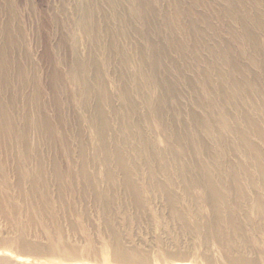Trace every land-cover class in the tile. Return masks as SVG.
<instances>
[{"label":"bare ground","instance_id":"6f19581e","mask_svg":"<svg viewBox=\"0 0 264 264\" xmlns=\"http://www.w3.org/2000/svg\"><path fill=\"white\" fill-rule=\"evenodd\" d=\"M102 1L112 10L113 18L123 23L137 18L134 10L137 1L146 3V9L157 7L161 27L170 29L172 34L180 33L177 31L183 26L182 8L178 0H166V4L163 0H124L127 10L120 14L112 4L114 0ZM76 5V9L82 12L83 26L93 30L92 5ZM223 6L224 15L231 21L240 22L242 26V34L235 32L233 37L245 41L244 51L250 52V61L258 63V57L264 51L263 4L260 0H231L230 4ZM191 17L190 30L193 35L188 39L182 33L179 40L175 37L176 42L169 36L171 45L180 53L188 49L194 52L201 46L217 61L216 66L225 64V58L221 59L220 55L227 52L224 49L218 51L210 44L212 25L202 27L195 15L191 14ZM129 26L132 32L143 37L142 31L136 29L134 23ZM111 34L115 41L103 48L107 52L118 45L117 38L123 39L125 44L124 38L128 36L122 26L112 30ZM92 38L95 40L94 35ZM124 46L119 45L117 47L120 48H113V51L120 55V63L134 68L124 77L131 93L130 89L119 87L120 106L113 107L111 111L108 106L112 104V94L102 82L95 83L91 78L95 76L94 73H102V70L94 68L92 76L91 73L87 74V62L77 57V52L75 54L76 68H73V72L81 73L78 75L80 95L83 97L81 105L83 109L89 110L84 121L96 129L97 145L94 148L95 155L89 156L86 140H81L83 135L79 134L76 138V152L64 139L62 144L66 156L69 159L73 155L77 157L75 160L78 163H72V170L61 168L57 157H51L49 161L52 165L47 167L42 155L31 151L27 128H19L22 124L18 125L15 116L1 109L0 148L11 150L14 142L21 149L20 156L25 161L37 160L35 167L17 168L16 174L19 179L25 178L31 182L27 191V194L31 193V198L33 194L30 206L50 228L45 236H32L29 229L34 226V220L30 217L28 221L19 219L17 223L14 222V216L18 217L22 212L18 211L19 203L15 204L11 197L0 194V214L6 221L9 234L5 236L0 231V249L14 250L20 254L18 256L29 255L34 258H86L90 262L85 264H175L186 260L195 261L196 264H264V97L254 92V84L245 80L241 85L227 74L225 68H214L207 63L201 69L203 79L200 84L196 82L195 85V79H192L187 83L188 90L181 92L175 85L169 87L166 83V92L158 95V105L153 107L150 95L155 86L154 78L163 74L160 81L165 82L167 79L166 82H169V70L147 68L149 56L145 49L141 48L138 53L132 54L129 47L126 44ZM155 48L152 45L151 51ZM261 65L264 70V63ZM181 97H188L199 110L185 112L180 103ZM203 99L213 107L212 110L211 106L203 105ZM211 115L217 123L211 120ZM152 117L156 118L170 140L169 147H164L163 139L151 128ZM50 123L45 117L27 120L28 126H37L44 138L55 144ZM109 131L114 133L113 137L109 136ZM221 147L226 148L225 152ZM226 154L230 156L227 162L223 161ZM6 155L9 158L3 159L9 160L10 153ZM94 158L99 161V165L104 166L99 181L93 175L95 172L92 174L90 170L96 169L95 164L90 162ZM7 173L4 165H0V185L3 189L9 186ZM48 174L54 175V183L59 186L58 191L61 193L65 175L71 174L93 188L95 194L99 192L100 220H103L104 226L98 237L93 234L87 212L81 213V216L88 225L61 222V213L55 208L58 202L54 197L57 195L53 197L49 187H46ZM115 182L121 183L134 195L135 206L139 210L135 216L125 212L124 207L120 211L116 210L119 206L114 200L116 196L112 195V184ZM101 183L104 189L98 191L97 185ZM38 184H44L46 188L42 187L43 196L35 198L40 187ZM145 193L150 195L152 203L160 201L157 214L162 219L161 233L149 238V241L132 234L133 227L128 225L135 221L137 230H145V226L141 225L144 209L148 205V200L143 197ZM61 201L62 209L67 203ZM202 208L207 211L204 221ZM54 227L58 236L52 232ZM146 229L151 232L153 227ZM0 264L16 263L10 256L3 254L0 255Z\"/></svg>","mask_w":264,"mask_h":264},{"label":"rangeland","instance_id":"374dc122","mask_svg":"<svg viewBox=\"0 0 264 264\" xmlns=\"http://www.w3.org/2000/svg\"><path fill=\"white\" fill-rule=\"evenodd\" d=\"M178 1L182 8L181 22H183L184 27H181L182 31H177L180 33L173 32L172 34L169 32L170 29L166 30L161 27V20L157 17V7L153 8V10L146 9V3H138L137 1L134 4L137 18L135 17L133 21L126 20V23H123L113 18L112 10L102 0H0V111L1 109L8 111L19 121L18 125L22 124L19 128H27L31 151L39 152L47 167L52 165L49 159L57 157L62 165L61 168L72 170L70 169L72 168V163H78L75 160L77 157L73 155L69 159L62 143L64 139H67L68 145H72L73 150L76 152L78 144L76 138H78L79 134L83 135L81 140H86L88 155H95L94 148L97 145V132L94 127L89 126L84 121L85 115H88L89 110L83 109L81 105L83 102V97L80 95L81 85L79 81L81 73L73 72V68H76V52L77 57H82L81 59L87 62V74L91 73L90 75L92 76L94 68L102 70V73H94L95 76L91 78H93L95 83L102 82L112 94V104L108 106L109 111L113 107L120 106V100L118 99L119 87L123 86L126 89H130V85L124 77L133 72L134 68L129 66V64L123 65L120 63V55L118 52L113 51V48L118 49L125 44L129 47L132 54L138 53L141 48L145 49L149 56L147 57V68H163V70L168 68L169 70V82H166L167 79L165 82L160 81L163 74H160L161 77L154 78L155 86L150 95L153 107L158 105L157 97L161 92H166L168 85L169 87L175 85L178 90L185 92V90H188L187 83L192 79H195V82L192 81L195 85L196 82L200 84V80L203 79L201 69L207 63L214 68H225L227 74L232 75L241 85L245 80L254 84V92L264 97V70L261 65L264 63V51L258 57V63L252 62L250 61V52L244 51L245 41L242 42L241 39L233 37L235 32L242 34L243 30L240 22L231 21L223 13V4L228 5L231 0ZM260 1L264 6V0ZM163 2L166 4V0H163ZM76 4H90L94 8L93 30L90 31L89 28H85L81 23L82 12L76 9ZM112 4L116 6L118 14L127 10L124 0H114ZM248 6H251V4ZM191 14L197 17V22L202 27L212 25L210 44L218 51L224 49L227 52L223 56L220 55L221 59L225 58V64L216 66L215 63L217 61L212 59L210 54L201 46L194 52L188 49L187 52L180 53L171 45L169 40L172 37L175 41V37L179 40V36L182 33L186 34L188 39L193 35L190 30ZM132 23H134L136 29L139 28L142 31L143 37H139L136 32L130 30L129 24L132 26ZM121 26L128 33V36L124 38L126 39L125 44L123 39L121 41L117 38V46L120 45V47L115 46L111 51H104V47L114 44L115 39L111 31ZM93 35L98 43H95L96 41L92 38ZM152 45L156 48L151 51ZM75 48H77L76 51L74 50ZM172 68L175 70L172 71ZM86 72L83 73L86 74ZM180 103L187 113L195 112L196 109L199 110L191 103L188 97H181ZM203 105L211 106L205 99H203ZM212 108L211 106L210 110ZM210 114H213V112L210 111ZM110 116L113 117V115ZM37 117H45L51 122L56 139L55 144L49 143L37 126L33 124L31 127L28 126L27 120ZM114 120L113 130L115 131ZM211 120L217 123L213 115H211ZM151 121V128L155 132L157 131V134L163 139L164 147H169L168 145H171V142L163 133L161 125L155 117H152ZM109 136L113 137L114 133L109 131ZM221 149L225 152L226 148L221 147ZM9 153L10 159L4 160L3 157L9 158L6 155ZM20 155L21 149L14 142L11 150L0 148V165H4L8 171L7 177L9 179V186L6 189H3L0 185V194L8 195L15 204L19 203L20 208L18 211L22 212L19 214L20 216H14V222L17 223L19 219L28 221L31 217L34 220V226L29 227V233H32V236H45L50 226H46L44 220L39 218V213L30 206L29 201H33V194L31 198V193L27 194V191L31 186V182L29 179H19L16 174L17 168L27 169L30 168L29 166L31 168L35 167L37 160L25 161ZM229 157L226 154L223 161L227 162ZM180 159L185 158L180 157ZM90 162L96 166V169L91 168L90 170L92 174L95 172L93 175L99 181L104 166L99 165V161L96 158L94 160L91 159ZM46 176L48 181L46 187H49L48 189L52 196H58L53 197L58 202L55 208L59 209L62 220L65 218L61 222L67 224L68 221H73L80 226L86 225L87 222L81 216V213L87 212L89 214V223L92 224L93 234L98 237L104 226L103 220H100L102 215L100 216L101 202L98 198L99 192L95 194L93 188L91 189L88 185H84L78 177L73 178L71 174L65 175V180L62 182L63 193H61L58 191L59 186L54 183V175L48 174ZM254 178L257 177L254 176ZM39 184L38 186H40ZM118 184L119 182L112 184V192H114L112 195L116 196L114 200L119 206L116 210L120 211L124 207L125 212L135 216L137 214L136 211L139 213V210L136 209L134 195L129 193L121 183L119 186ZM41 185L37 192L38 196L35 195V198L43 196L44 189L42 187H45V185ZM97 188L98 191L103 190L104 184L97 185ZM61 195L62 197H60ZM143 197L148 200V205H146L143 212V220L145 222L143 221V224H141L145 226V230H137L135 221L129 222L128 225L131 228L133 227L131 229L132 234L145 237L144 239L149 241V238L161 233L162 219L158 218L157 214L160 201L157 204L152 203L149 200L150 195L146 193ZM57 198L61 199L58 200ZM61 200H63V204L67 203L66 208L61 209ZM201 211V214H203L202 221H204L207 211L203 210V208ZM33 212L34 214L32 215ZM146 227H153V230L150 232ZM56 230L55 227L52 228L53 234L58 236ZM0 231L3 234L5 233V236L9 235L6 221L1 214ZM3 254L10 256L16 264H85L90 262L86 258L59 260L46 256L42 258H34L29 255L18 256L20 254L14 250L0 249V255ZM175 264H196V262L186 260L177 261Z\"/></svg>","mask_w":264,"mask_h":264}]
</instances>
